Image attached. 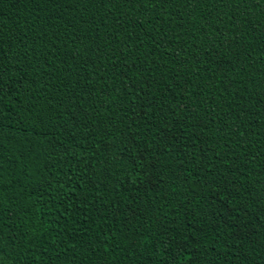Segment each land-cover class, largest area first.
<instances>
[{
    "label": "trees",
    "instance_id": "obj_1",
    "mask_svg": "<svg viewBox=\"0 0 264 264\" xmlns=\"http://www.w3.org/2000/svg\"><path fill=\"white\" fill-rule=\"evenodd\" d=\"M0 264H264V0H0Z\"/></svg>",
    "mask_w": 264,
    "mask_h": 264
}]
</instances>
